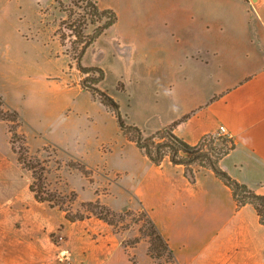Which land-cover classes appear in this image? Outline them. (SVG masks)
<instances>
[{"label":"crops","instance_id":"obj_1","mask_svg":"<svg viewBox=\"0 0 264 264\" xmlns=\"http://www.w3.org/2000/svg\"><path fill=\"white\" fill-rule=\"evenodd\" d=\"M125 2L133 12H141L143 31L137 37L147 55L157 57L164 50L166 34L175 43L189 44L192 55L206 65L214 57L220 64L241 67L231 76L218 74V86L205 100L157 130L191 114L175 133L196 145L224 126L236 149L221 161L222 168L264 195V0ZM213 26L226 34L236 33L246 44L213 52L206 44ZM188 33L199 35V41H189ZM10 65V59L2 62V76H9ZM131 146L145 165L142 183L133 194L170 243L178 264H264V226L252 206L239 209L232 191L211 170L201 169L197 182L191 183L182 166L166 158L157 167ZM24 172L28 171L12 149L9 126L0 120V264H53L59 248L53 245V234L64 237L72 264H138L130 260L123 241L138 237L139 228L116 234L96 217L71 223L60 210L36 200ZM98 198L102 201L101 195ZM149 246V239H144L129 253L136 257L144 247L149 256Z\"/></svg>","mask_w":264,"mask_h":264},{"label":"rangeland","instance_id":"obj_2","mask_svg":"<svg viewBox=\"0 0 264 264\" xmlns=\"http://www.w3.org/2000/svg\"><path fill=\"white\" fill-rule=\"evenodd\" d=\"M74 1L63 0L77 12L76 20L84 14V5L75 6ZM95 1L115 10L119 21L88 50L83 63L105 70L106 78L99 86L118 101L125 121L148 135L205 100L218 86V74L231 76L241 70L236 64H220L214 57L206 65L192 55L189 44L175 43L166 34L164 50L157 57L147 55L137 37L143 31L140 10L133 12L125 0ZM134 14L138 16L135 21ZM66 18L54 0H0V70L6 58L12 62L9 76L0 74L5 108L20 112L24 119L20 132H26L31 155L46 162L51 188L67 195L77 192L74 212L84 211L80 203L95 201L100 195L104 204L118 212H140L144 208L133 193L142 183L145 165L133 143L120 132L116 117L81 88V74L71 58L74 38L68 37L62 47L56 34ZM93 31L89 26L86 32ZM187 38L191 42L200 39L189 33ZM206 44L219 53L230 45L246 43L236 33L226 34L213 26ZM73 160L84 161L93 169V184L69 167ZM23 176L32 183L29 171ZM60 237H52L58 253L68 250ZM136 257L138 264H155L144 247ZM53 264H57L56 258Z\"/></svg>","mask_w":264,"mask_h":264},{"label":"trees","instance_id":"obj_3","mask_svg":"<svg viewBox=\"0 0 264 264\" xmlns=\"http://www.w3.org/2000/svg\"><path fill=\"white\" fill-rule=\"evenodd\" d=\"M54 1L58 4L60 11L67 14V18L61 20L56 34L60 37L59 41L62 47H66L65 43L68 37L74 38L71 58L81 74V88L88 91L94 101H98L116 117L123 136L155 166H162L166 158H169L174 166H182L186 179L191 183L197 182V174L201 169L211 170L232 191L238 208L252 206L259 216L260 223L264 226V195L258 194L248 185L236 180L221 166V161L236 149L234 140H228L218 134H208L198 144H189L175 133V129L191 114L148 135L139 126L127 123L121 113L118 101L99 86L106 78L105 70L100 66L84 65L83 60L88 50L118 23L117 12L111 8H101L95 0H76L77 2H73L75 6H78L79 3L84 5V14L73 20L77 12L73 8L66 7L63 0ZM89 26L94 27L91 34L86 32ZM64 30H68L70 34L67 35ZM5 106L4 97L0 94V120L9 126L12 149L17 155L20 165L32 174L33 181L29 189L39 203L47 204L51 209L60 210L65 214L66 220L71 223L96 217L112 227L116 234H122L134 226H139L140 235L138 237L123 241V246L132 262L137 263V259L129 253V250L137 247L142 240L149 239L148 255L155 263L178 264L170 243L147 210L118 212L98 198L95 201L82 203L84 211L74 212L72 205L78 200L77 192L72 191L67 195L51 188L46 162L31 155L28 138L20 132L24 123L20 112L6 109ZM69 167L78 170L90 183H94L93 169L84 161L73 160L69 163ZM128 219H131L130 223L127 222Z\"/></svg>","mask_w":264,"mask_h":264},{"label":"built area","instance_id":"obj_4","mask_svg":"<svg viewBox=\"0 0 264 264\" xmlns=\"http://www.w3.org/2000/svg\"><path fill=\"white\" fill-rule=\"evenodd\" d=\"M217 134L218 136L225 137L228 140L232 139L230 133L226 130L224 126H221L219 128V132ZM60 240L63 242L65 241L63 236L60 237ZM56 260L57 264H71L69 250H60V252L56 256Z\"/></svg>","mask_w":264,"mask_h":264}]
</instances>
